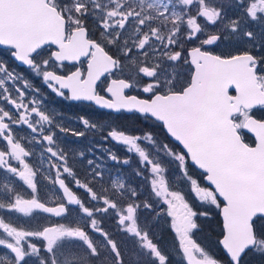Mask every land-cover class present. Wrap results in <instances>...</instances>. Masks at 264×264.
<instances>
[{"label": "snow or ice", "instance_id": "1", "mask_svg": "<svg viewBox=\"0 0 264 264\" xmlns=\"http://www.w3.org/2000/svg\"><path fill=\"white\" fill-rule=\"evenodd\" d=\"M0 47V210L66 221L0 216V264H125L98 218L110 212L151 264H171L141 209L170 218L186 264H264V0H0ZM10 61L65 100L158 122L164 140L113 125L104 136L135 154L148 188L105 184L91 159L82 175L57 133L86 131L59 119ZM38 177L58 189L51 204ZM216 217L222 255L198 240Z\"/></svg>", "mask_w": 264, "mask_h": 264}, {"label": "flooded vegetation", "instance_id": "2", "mask_svg": "<svg viewBox=\"0 0 264 264\" xmlns=\"http://www.w3.org/2000/svg\"><path fill=\"white\" fill-rule=\"evenodd\" d=\"M11 66V65H10ZM13 67V66H11ZM13 70H18V71H23L26 73V71H31L30 69H28L26 66H22L19 64H15V66L13 67ZM35 80L38 79L37 76L33 77ZM43 87H46L45 84H41ZM47 88V87H46ZM52 95H54L53 97H56V100H54V98L52 100H47L48 101V105L50 107V105L54 104L55 108L57 111H59L61 114L59 115V119L63 120L64 118L67 119V121L69 120V118L72 119V121H74L73 123L78 124V127L80 128V130H82V128L80 127L81 124L80 122L77 123L76 117H80V116H89L91 117V119H93V121L99 125H101V129H95V132H86V137L88 136V140L86 141L87 144L92 145L91 141L94 140V144L92 145V147H94L95 151H100V148L102 147H108L111 146L112 144H119L115 141H112L110 138L105 140L104 136L106 135V131H107V127L109 125H113V126H118L117 124V118L118 117H126L127 115H132V114H138V113H126V112H121V113H116L113 111H108V110H104V109H100L97 108L96 110L93 109H86V108H81V104L83 101H69V100H65L61 97L56 96L54 93H48V96L52 97ZM60 99V100H59ZM78 104L80 105L78 108L73 107L70 108L69 105H75ZM53 108V107H52ZM126 114L123 115V114ZM66 122V121H65ZM120 127V126H119ZM149 131V130H148ZM154 134V133H153ZM60 137V142L63 143H69L70 141L75 142H80L81 139H79V137L73 136L70 133L69 134H65V133H60L58 135ZM154 136H156V134H154ZM83 138V137H81ZM115 142V143H114ZM121 146V150L117 151L116 148V154H118L119 157L121 156H126L127 158L130 157V153L126 152L125 150V146L122 144H119ZM117 146V145H116ZM94 152V151H93ZM82 175L85 173L84 170H78ZM110 175H115L117 174L115 171H110ZM104 182L105 184H107V182L110 180V176H107V173H104ZM121 176V175H120ZM114 176L111 178L113 179ZM124 178V177H123ZM40 180H42L40 182V184L38 185L39 189H40V195L42 198H44L46 200V202H48L49 204H51V201H49L46 197L47 195V180H43L39 177ZM125 179V178H124ZM130 181V180H128ZM139 184H145L142 180V178H139V180L137 181ZM131 183V185L133 186V182H129ZM140 191V189H138ZM82 191V190H81ZM140 212L143 214L141 216V223L142 226L143 225H147L150 229L152 234L154 235V237L156 238V240L160 243L161 248L167 252L169 254L170 257V261L171 264H186V261H182V256L181 255H177V246H178V241L175 239V233L170 229L169 227V223H166L165 221H169L170 222V218H165V219H160L158 217H156L154 214L153 215H149V210H144L141 209ZM11 214H15L19 219H21L22 222H27L29 223V226L32 225V220H30L27 217H23L22 214H16V213H11ZM42 215V219L40 220L41 224H46L49 222L55 223V222H60L62 220V218H58L55 216H52L51 214H46V213H41ZM103 221V219H102ZM205 223V225H204ZM31 224V225H30ZM103 227H105L107 229V231H109L114 238L118 241V243L121 246V250L124 254V260H125V264H151V258H149L148 256L142 254V250H140L137 245L135 244V238L123 233V232H119L116 226V221L113 215H110V221H108V219H106V222L102 224ZM167 229H170V233H167ZM214 231H218L216 224L213 222L212 220H207V221H203V231L200 232L198 234V240L201 241L205 246H207L210 250L211 253H214L216 255H222L219 247L216 244V240L217 239H212L210 237L206 238L205 236V232H214ZM171 234V235H168ZM168 235V236H167ZM34 242L36 243H41L40 241H36L34 240ZM252 259V264H261V261L259 260L258 257L255 258H251Z\"/></svg>", "mask_w": 264, "mask_h": 264}, {"label": "rangeland", "instance_id": "3", "mask_svg": "<svg viewBox=\"0 0 264 264\" xmlns=\"http://www.w3.org/2000/svg\"><path fill=\"white\" fill-rule=\"evenodd\" d=\"M0 59H7V56L5 54H0ZM11 68L13 69V67H11ZM15 71L18 72V73H21L23 76H25L27 79H29V81L31 83H34L35 87H37V88H39L41 90V94L46 99L47 103H48L47 100H52L54 98L53 97L54 95H52V97L48 96V93H51V91L49 89H47L46 87H43L44 85L43 86L41 85V84H44V83H43V81H42V79L40 77H38V79L35 80L33 77L36 76V75L34 73H32L31 71H26V73L23 72V71L22 72L18 71V70H15ZM69 107H71V106L69 105ZM50 108H52L53 111L61 114L59 111L56 110L54 104L50 105ZM81 108H83V107L81 106ZM86 117H88L91 121H93V119H91V117H89V116H86ZM76 118H77L76 122L79 123L80 122L79 121V117H76ZM63 121L64 122L66 121L65 123L70 128H74V129L79 130V131H86V132H89V131L95 132L96 131V130H86L84 128V126L82 125V123H80L81 124L80 127L82 128V130H80V128L78 127V124L73 123L74 121H72L71 118H69L68 121H67L66 118H64ZM97 129H101V125ZM59 134L60 133L58 132L57 135H59ZM139 134H143V133L141 132ZM79 139H81L80 142H75L74 143L73 141H70L69 143H63V144L61 143V146L64 147L69 153V162L73 163L74 167L77 170H84V172H86L87 169L89 168V165L87 164V160L91 159V160H94L97 164H99L101 166V168L103 169L104 173H107L108 177L110 176V178H112L114 176L113 179H115V178H117L119 176V178L124 180L123 176H120V175H117V174L110 175V173H111L110 171H113V169L111 168L112 166L109 165V162L114 163L115 161H113V160H111L109 158V152H112V153L116 154V147H115L116 144H112L111 146H108V147H102V148H100V150L102 152H100V151L97 152V151L94 150V147H92V145H95L94 144V140L91 141L92 145H90V144L86 143V141L88 140V136L87 137L84 136L83 138L79 137ZM81 152L84 153L83 159L79 155ZM38 155H39V153L37 152V156ZM116 155L118 156V154H116ZM133 155H135V154H133ZM119 158L121 160H123L124 158H127V157L126 156H121ZM44 169L47 170V164L46 163L44 165ZM169 177H170V179L174 180L177 184L180 183L179 173L176 171V166L174 164L169 166ZM38 179H39V177H38ZM40 181H42V180H40ZM47 183L48 184H47V192H46L47 193V195H46L47 197L46 198L49 201H52V199H53L54 195L56 194V192L58 191V189L55 188L53 185H51L48 181H47ZM110 215H113V214L110 212L109 214L98 215V218L103 219L102 217H107L108 221H110ZM0 216H14L18 220H20V222H22L21 219H19L15 214L7 213L4 210H0ZM42 218L43 217H42L41 213H39L37 219L32 220V225L31 224L30 225L34 227L37 223H41L40 220ZM60 222H66V221H64L62 219ZM22 223H24V224L29 226V223H27L26 221L22 222ZM105 230H107V229L105 228ZM89 232L93 236L98 237V234L91 233L90 229H89ZM6 252H7V250L0 249V253H6Z\"/></svg>", "mask_w": 264, "mask_h": 264}, {"label": "trees", "instance_id": "4", "mask_svg": "<svg viewBox=\"0 0 264 264\" xmlns=\"http://www.w3.org/2000/svg\"><path fill=\"white\" fill-rule=\"evenodd\" d=\"M0 54H5L6 55V49L1 48L0 47ZM7 56V55H6ZM16 62L15 61H10V65L11 66H15ZM54 100H56V98H54ZM80 105L75 104V105H71L70 108L76 107L78 108ZM81 106L83 108L86 109H93L96 110L97 108L91 104V103H86V102H82ZM123 115L126 116V114L124 113ZM117 124L118 126H120L121 128L127 130L128 132L132 133V134H139V133H143L146 131H152L154 134H156V136L160 139V140H164L165 137V133L163 132V129L161 128V126L159 125L158 122L154 121L153 119H144L143 116H141L140 114H132V115H127L126 117H118L117 118ZM170 141V138H169ZM117 145V146H116ZM115 147L118 150H121V146L119 144H116ZM138 159L136 158L135 155H133L132 153H130V164L128 165H124L122 163H111L109 162V165L112 166L111 168L113 169V171H115L117 173V175H121L123 176L126 182H133V187H137L138 189H140V191L144 192L145 189L148 188L147 184H139L137 181L139 180V178H141L140 176H137L135 174L136 169L139 167L138 164ZM130 180V181H128ZM104 223L106 222L107 217H102ZM109 218V217H108ZM213 218V222L215 223V219ZM205 225V223H204ZM167 233H170V229L166 230ZM171 235V234H168ZM167 235V236H168ZM205 236L206 238L210 237L211 240L212 239H217L216 236V231L214 232H205Z\"/></svg>", "mask_w": 264, "mask_h": 264}, {"label": "water", "instance_id": "5", "mask_svg": "<svg viewBox=\"0 0 264 264\" xmlns=\"http://www.w3.org/2000/svg\"><path fill=\"white\" fill-rule=\"evenodd\" d=\"M1 48H3V47H1ZM17 64H19V65H22V64H20V62H17V61H15ZM22 66H24V65H22ZM74 102H77V101H74ZM83 102H87V101H83ZM87 103H91V104H93L92 102H87ZM94 105V104H93ZM95 107H97V108H99L98 106H96V105H94ZM101 109V108H100ZM104 110H108V109H104ZM108 111H111V110H108ZM127 113V112H126ZM171 139V138H170Z\"/></svg>", "mask_w": 264, "mask_h": 264}]
</instances>
